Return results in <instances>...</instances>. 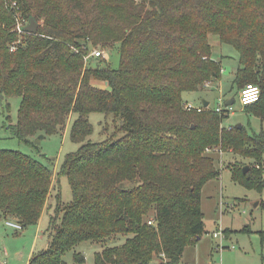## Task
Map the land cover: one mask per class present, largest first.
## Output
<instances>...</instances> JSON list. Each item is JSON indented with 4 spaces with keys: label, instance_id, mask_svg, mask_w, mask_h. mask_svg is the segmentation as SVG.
I'll return each mask as SVG.
<instances>
[{
    "label": "trees",
    "instance_id": "trees-1",
    "mask_svg": "<svg viewBox=\"0 0 264 264\" xmlns=\"http://www.w3.org/2000/svg\"><path fill=\"white\" fill-rule=\"evenodd\" d=\"M17 1L39 28L13 31L15 14L9 0H0V102L21 98L17 122L8 128L38 148L34 138L63 134L76 114L70 136L81 143L56 176L68 179L72 201L56 195L51 241L28 264H66L76 245L118 235L130 236L96 252L95 264H151L162 253L167 264H180L186 246L206 231L202 190L221 174L207 147L232 151L240 158L231 165L233 180L264 190V129L224 127L230 114L186 110L183 99L220 80L209 39L217 35L239 53L237 88L260 87L244 111L264 122V0ZM96 46H116L119 67L103 56L86 59ZM94 112L113 117L101 141L87 140ZM127 181L134 185L125 187ZM53 182V170L39 160L0 149V221L38 224ZM73 258L86 261L81 251Z\"/></svg>",
    "mask_w": 264,
    "mask_h": 264
},
{
    "label": "rangeland",
    "instance_id": "rangeland-1",
    "mask_svg": "<svg viewBox=\"0 0 264 264\" xmlns=\"http://www.w3.org/2000/svg\"><path fill=\"white\" fill-rule=\"evenodd\" d=\"M209 39L213 49L212 58L221 62V78L195 92H185L184 101L200 106L203 100H207L208 109H214L219 98H234L233 110L223 121V126L231 127L241 123L251 132H259L264 129V122L257 116L247 114L239 102L238 93L245 83L239 88L235 85L236 72L240 65L238 51L232 45L221 43L217 35H210ZM98 49L105 51L104 59L108 60L112 68L119 67L120 57L116 46L108 49L96 46L92 51ZM96 85L104 84L96 82ZM20 102L21 98L18 96L0 102V149L21 151L39 160L53 170L54 182L48 206L43 211L38 224L23 226L22 229L17 230L8 226L7 220L0 221V264H27L32 254L39 253L48 247L53 234L50 235L51 231L48 228L51 217L55 216L56 195L61 192L64 204L72 201V189L68 179L64 176L60 178L56 176L61 170L66 154L77 151L81 146V143L73 142L70 136L76 114L68 119L63 134H44V138H41L43 134H39L34 138L38 148L20 142L8 128L9 123L17 122ZM7 103L11 104L10 111L6 108ZM8 115L11 121H8ZM89 119L94 125V132L87 140L106 139L109 133L107 134L104 129L107 123L112 124L113 117L107 118L103 113L94 112L89 115ZM121 136L122 134L114 138ZM213 155H216V166L221 169V174L219 178L207 182L202 190V210L206 231L200 240L186 246L180 264H210L212 261L218 264H244V245L249 251V256H253L256 261L259 259L264 264L262 261L264 232L263 234L259 232V230L264 231V190H250L233 180L231 165L240 158H237L232 151L224 149L222 154L215 152ZM244 161L250 162L248 159ZM133 185L134 183L127 181L124 186L132 187ZM259 200L260 203L257 204ZM61 218L62 213L58 216V222ZM245 225H250L252 231H244ZM229 227L233 229L231 237L226 236ZM219 230L223 231L224 236L215 238L213 232ZM129 236L118 235L102 241L82 242L68 251L64 259L66 264H72L73 253L81 251L86 257L84 264H95L96 252L106 247L121 245ZM217 243L224 247L218 249Z\"/></svg>",
    "mask_w": 264,
    "mask_h": 264
},
{
    "label": "built area",
    "instance_id": "built-area-1",
    "mask_svg": "<svg viewBox=\"0 0 264 264\" xmlns=\"http://www.w3.org/2000/svg\"><path fill=\"white\" fill-rule=\"evenodd\" d=\"M8 7L14 12L15 14V23L13 26V31L17 32L18 34H22V33H26L27 31L25 30V27L30 23V19L25 17L22 13V10L20 8V5L18 4L17 0H9L8 2ZM27 33H31V32H27ZM16 49V45L13 44L11 47V50H15ZM94 56V57H98V56H103L106 57L105 55V51L98 49L96 51H91V53L86 57V59H88L89 57ZM208 85V83L206 84ZM261 94V89L257 84L254 83H248L246 84L244 87H242L239 90L238 96H239V102L242 105V107L244 108L246 105L252 104L254 102H256ZM234 98H219V102L217 104V106L214 108L215 111L219 112V113H228L231 114V110H233V104L229 105L227 104V102ZM184 108L186 110H197L198 112H201L207 108H209L208 106L205 107L203 104H201L200 106H195L193 105L191 102L186 101L184 103ZM207 153H214L217 152L219 154L223 153L222 148L217 147V148H210L207 147L206 149ZM154 220L152 219L151 221H149V223H152ZM7 225L10 227H13L15 229H22L23 225L21 223H19L18 221L12 220V219H7ZM213 236L215 238H222L224 236V233L222 230L219 231H214L213 232ZM224 247L221 244H217V248L220 249ZM166 257L165 254L162 253L161 257L157 258L156 260H154L151 264H167L166 261ZM72 264H81L80 262H76L74 261Z\"/></svg>",
    "mask_w": 264,
    "mask_h": 264
},
{
    "label": "crops",
    "instance_id": "crops-1",
    "mask_svg": "<svg viewBox=\"0 0 264 264\" xmlns=\"http://www.w3.org/2000/svg\"><path fill=\"white\" fill-rule=\"evenodd\" d=\"M260 203V200L257 202V204H259ZM256 204V205H257ZM205 227H206V223H205ZM227 229H229L228 230V234H226V236L227 237H231L232 236V234H233V229L232 228H227ZM244 231H246V232H251L252 231V228H251V226L250 225H245L244 226ZM259 232L261 233V234H263V230H259ZM201 239V238H200ZM199 239V240H200ZM217 244H219V243H217ZM226 247V246H225ZM227 247H229V246H227ZM213 250H214V248H213ZM184 252H185V250H184ZM33 255L34 254H32V257H33ZM183 255H184V253H183ZM31 257V258H32ZM31 258H29V260L31 259ZM262 261H264V256L262 257ZM29 262V261H28ZM28 262H27V264H28ZM210 264H218L217 262H215V261H212ZM244 264H262L261 262H260V260L258 259L257 261L254 259V257L253 256H249V251H248V249H247V247L244 245Z\"/></svg>",
    "mask_w": 264,
    "mask_h": 264
},
{
    "label": "water",
    "instance_id": "water-1",
    "mask_svg": "<svg viewBox=\"0 0 264 264\" xmlns=\"http://www.w3.org/2000/svg\"><path fill=\"white\" fill-rule=\"evenodd\" d=\"M38 28H39V23L36 21V19L34 17H31L30 18V23L25 27V30L27 32H31V33H36L38 31ZM233 99H230L227 104L229 105H232L233 104ZM202 104L207 107L209 105V102L207 100H203L202 101ZM238 127H242V124L239 123L237 124ZM41 138H44V134L41 135ZM40 141H38L39 143ZM250 169V166L249 165H246L243 167V172L244 173H247V171ZM133 264H141V263H133Z\"/></svg>",
    "mask_w": 264,
    "mask_h": 264
}]
</instances>
